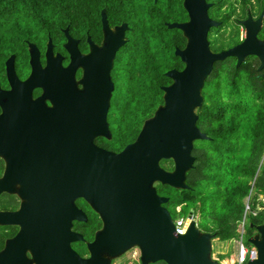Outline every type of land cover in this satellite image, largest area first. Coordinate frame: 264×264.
Wrapping results in <instances>:
<instances>
[{"label":"flooded vegetation","instance_id":"obj_1","mask_svg":"<svg viewBox=\"0 0 264 264\" xmlns=\"http://www.w3.org/2000/svg\"><path fill=\"white\" fill-rule=\"evenodd\" d=\"M233 1L235 9L239 0ZM250 1L244 6L240 2V8L244 7L245 14L241 21L231 18L222 25V22L209 17L221 24L218 27L220 34H223L226 24L232 22L234 26L242 28L241 23L247 15L252 20L258 17L264 1L256 16L250 10L255 2ZM206 4L213 6L212 3ZM101 12V39L97 41L85 31L83 40L77 35H70L68 27L61 28L60 21L55 18L32 19L30 8L0 2V264H165L159 259V236L150 233L158 227L128 226L126 231L130 233L124 236L122 244L116 246L112 226H108L112 212L111 197L104 194L103 203L97 204L94 197L87 201L79 196V141L76 139L79 134L78 125H64V116L53 113V94L47 89V83L39 81V77L34 81L28 80L32 72L33 55H37L40 69L45 67L48 43L49 52L52 56L59 55L60 66L66 67L69 59L67 51L63 49L65 29L77 41L78 51L83 55L91 53L88 37L95 45L101 46ZM263 18L256 36L259 41L264 40V36H261ZM186 21L187 18L181 23ZM107 22L111 30L126 24L111 27L108 16ZM50 30L61 33L63 41L51 37ZM129 31L128 27L125 33L127 43ZM227 36L229 40L232 39L230 44L218 50L208 40L212 54L225 52L240 44L244 38V35L238 34V30L233 29ZM184 46L185 41L179 50ZM118 53L131 52L121 47L116 52L112 71ZM225 60H229L235 67L236 58L228 57L223 61ZM240 65L250 66L257 72L258 79L264 80V69L257 70L259 62L256 57L246 56ZM182 68L176 71L180 72ZM74 77L78 82L82 77V70L78 69ZM169 84L170 80L166 85ZM219 99L227 102L229 98ZM139 132L140 130L134 134L133 141L118 151L109 150L101 141L110 142V132L109 139L98 138L94 144L100 150L118 154L134 142ZM70 134L72 138H68ZM160 166L168 172L173 171L174 167L171 160L161 161ZM149 189L154 197L157 195V198L168 199L161 207L166 209L172 219L173 201L161 194L160 183H152ZM151 198L138 200L139 202L131 198L126 203V208L132 211L133 205H141L146 208L145 212L151 210L154 215V201ZM159 208L157 203V209ZM176 209L179 210V207ZM191 212L192 210L189 213ZM138 231L141 233L137 234ZM119 248L122 250L118 252Z\"/></svg>","mask_w":264,"mask_h":264},{"label":"water","instance_id":"obj_2","mask_svg":"<svg viewBox=\"0 0 264 264\" xmlns=\"http://www.w3.org/2000/svg\"><path fill=\"white\" fill-rule=\"evenodd\" d=\"M152 1L155 3L157 0ZM180 1L187 21L164 26L169 31H178L185 41L182 50L175 48L173 51V57L178 59L183 68L180 72L174 69L164 72L170 84L160 87L161 105L142 124L134 142L120 153L100 150L94 142L98 138H110L107 115L114 91L111 71L116 52L127 43L126 24L111 30L103 10L101 46L95 45L88 37L91 53L86 55L79 53L77 41L65 29L63 49L67 51L69 59L66 67L60 66L59 55L52 56L48 43L45 67L40 69L37 55H33L32 72L28 80L34 81L39 77V81L47 83V89L53 94V113L64 116V125H78L79 196L87 201L94 197L97 204L103 203L104 194L111 197L112 212L108 226H112L116 246L122 244L124 236L130 233L126 227L154 226L158 229L150 233L159 236V259L165 264H221L212 257L211 243L216 236L202 234L197 229L193 212L186 216L189 226L185 233L174 235L172 219L166 209L161 207L168 199L157 198V195L154 197L149 188L154 182L176 190L189 188L185 184V175L194 168L195 157L192 154L195 142L209 139L198 126L196 111L203 103L201 91L214 64L234 57L235 67H238L246 56H254L259 62L257 70L264 69V40L256 38L264 15V5L255 20L247 15L241 23L244 38L240 44L220 54H212L208 33L221 25L208 16L212 6L206 4L205 0ZM78 69L82 70V77L76 82L74 74ZM68 138H72V134ZM169 160L174 165L171 172L160 166L161 161ZM149 197L154 201V215L151 210L145 212L146 208L141 205H133L132 211L126 208L131 198L143 201L149 200ZM99 210L102 215V207ZM251 228L256 234L247 243L255 248L256 259L247 264H264V222ZM121 250L119 248L118 252Z\"/></svg>","mask_w":264,"mask_h":264},{"label":"trees","instance_id":"obj_3","mask_svg":"<svg viewBox=\"0 0 264 264\" xmlns=\"http://www.w3.org/2000/svg\"><path fill=\"white\" fill-rule=\"evenodd\" d=\"M239 1L242 6L248 4V0ZM263 1L254 0L259 11ZM0 2L30 8L32 19L55 18L60 21L61 28L68 27L70 35H77L83 40L85 31L97 41L101 39L99 18L103 10L111 27L122 23L128 25L129 42L122 49L131 53H118L116 68L114 67L124 74L125 84L118 87L113 81L114 91L107 123L111 140L110 142L101 140L109 150L118 151L133 141L134 134L152 117L162 102L160 87L169 83L163 73L171 68L174 70L182 68L178 59L173 57V51L175 48L181 49L184 40L178 31H169L164 26L186 20L180 0H157L155 4L152 0H0ZM206 2L213 5L209 11V17L213 20L225 25L226 20L233 18L235 9L229 0ZM224 7L228 10L222 12ZM240 11L244 15V7H241ZM132 15L137 19L135 27L128 22ZM49 32L51 37L63 41V36L58 31ZM261 36H264V18ZM125 56L127 59H124ZM165 56L170 57V63L161 60ZM121 60L124 64L120 62ZM217 64L219 63H216L212 70L215 71L214 80L218 76V70H215ZM242 69L247 71L245 83L250 86L255 99L248 103L227 97L229 99L225 102L214 94L211 101L203 100L196 113L199 116L200 130L206 133L209 139L204 140L207 143L204 148L196 149L194 168L185 175V184L189 188L176 190L160 185L161 194L173 201L177 217H186L187 210L191 208L194 214V208L199 205L197 208L202 222L199 230L214 234L216 240L220 242L239 239L237 230L244 213V201L252 189V183L254 182L253 189L260 177V185L264 183V80L258 79L257 72L250 66L230 65L225 68V72L232 78L230 96L239 94L236 89L237 75ZM215 86L217 87V84ZM257 205L251 204V208L256 209ZM177 207L178 212L175 211ZM208 221L213 229L207 226ZM263 222V212L256 216L247 215L243 240L246 247H250L247 241L255 236L251 227L260 226Z\"/></svg>","mask_w":264,"mask_h":264},{"label":"rangeland","instance_id":"obj_4","mask_svg":"<svg viewBox=\"0 0 264 264\" xmlns=\"http://www.w3.org/2000/svg\"><path fill=\"white\" fill-rule=\"evenodd\" d=\"M229 1L234 3L233 0H229ZM238 2H239V5L236 6L232 19L241 21L245 18V14L243 15V13H241L240 1H238ZM250 2L251 1L248 0V3H250ZM224 10L226 11L228 9L226 8ZM250 10L253 13V16H256L259 12V8L256 5H252L250 7ZM136 20L137 19L132 15V17H130L128 19V22H130V25L132 27H135V25L137 24ZM231 23L226 24V26L223 30V34L219 33V31H220L219 28L210 30L209 35H208V40H209V42L212 43L215 50H218V49L223 48V47H227L230 44V40H232V39L229 40V37L227 36V34H228V32H230L231 29H233L234 31L238 30V34L240 36L244 35V30L240 26L236 27ZM124 59H126V57H124ZM169 59H170V57H166V56L161 58V60L167 61V62L169 61V63H170ZM120 62L124 64L123 60H121ZM230 65H231L230 61L225 60V61H221V63H219L215 66V70H218V73H217L218 76H217L216 80H214L215 71L214 72L212 71L210 76L207 78V80L204 84V87L201 91V93L204 97L203 100L211 101L214 94H216L222 98L233 97V98H236L239 100L241 99V100L248 102V103H250V101L252 102L255 99V97L253 96V94L250 90V86L247 85V83H245V80L247 79V76H246L247 71L245 69H242L241 71H239V74L237 75L238 79H237V88L236 89H238L239 94L238 95L233 94L232 96H230L229 89H230V82H231L232 78L227 72H225V68L230 67ZM115 68H116V66H115ZM115 68L112 71L113 74H111L112 80L114 79L113 81L116 83V85L118 87H121L123 84H125V76L119 69L115 70ZM213 69H214V66H213ZM215 84H217V87L215 86ZM206 144L207 143L204 141H196L195 147L193 150L194 152L192 155L195 157L196 149H199V148L202 149L206 146ZM260 184H261V177L257 181V184L254 187V189L252 190V192H250L248 195V196H250V203L252 205L253 204H258L259 206L264 205V200H262V196L264 195V183H263V185H260ZM260 187H262V188H260ZM171 191L173 192L174 190H171ZM198 206L199 205H197L193 210L194 211L193 220H195L196 227L199 230V228L202 227V225H201L202 222L200 220L201 217H200V213H199L198 208H197ZM190 210H192V208L187 210L185 216L189 215ZM171 214H172V220H174L177 217L176 213L174 212V209H172ZM207 226L209 228L213 229V227H212V225H210L209 221L207 223ZM252 234L255 235L256 232L252 231ZM235 241H229V242H220L218 240L212 241V243H211L212 257L214 259L218 260V262H220L221 264H229V260H231L232 258H235L236 254H237V244Z\"/></svg>","mask_w":264,"mask_h":264},{"label":"built area","instance_id":"obj_5","mask_svg":"<svg viewBox=\"0 0 264 264\" xmlns=\"http://www.w3.org/2000/svg\"><path fill=\"white\" fill-rule=\"evenodd\" d=\"M254 186V182L252 183V189ZM252 189L250 192H252ZM261 199V198H260ZM244 213L242 220L239 223L237 233L239 234V239L236 242L237 244V254L235 258L229 260V264H247L248 262H252L256 259V250L252 246L246 247L243 243L245 236V228L247 225V215L251 214L253 216L258 215L260 212L264 213V206H256V209L251 208L250 204V196H248L244 201ZM178 212L177 209H175ZM174 235H182L185 233L187 226H189V219L186 217H176L172 221Z\"/></svg>","mask_w":264,"mask_h":264}]
</instances>
